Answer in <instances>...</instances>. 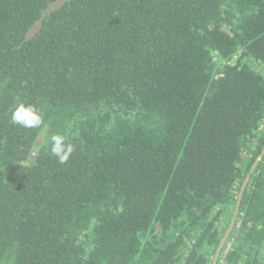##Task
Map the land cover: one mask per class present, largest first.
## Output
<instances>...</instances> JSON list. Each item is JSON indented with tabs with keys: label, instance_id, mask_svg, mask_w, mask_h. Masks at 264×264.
<instances>
[{
	"label": "trees",
	"instance_id": "trees-1",
	"mask_svg": "<svg viewBox=\"0 0 264 264\" xmlns=\"http://www.w3.org/2000/svg\"><path fill=\"white\" fill-rule=\"evenodd\" d=\"M53 1L0 0V264H211L255 162L221 254L264 264V0H65L31 31Z\"/></svg>",
	"mask_w": 264,
	"mask_h": 264
},
{
	"label": "clouds",
	"instance_id": "clouds-1",
	"mask_svg": "<svg viewBox=\"0 0 264 264\" xmlns=\"http://www.w3.org/2000/svg\"><path fill=\"white\" fill-rule=\"evenodd\" d=\"M11 123L25 129H39V135L42 138L49 133L42 111L32 104L16 102L14 110L11 112ZM50 139L51 154L57 158L60 164H66L74 152L75 146L66 142L65 136L61 134H52ZM35 151H37V148L33 149V153Z\"/></svg>",
	"mask_w": 264,
	"mask_h": 264
},
{
	"label": "water",
	"instance_id": "water-1",
	"mask_svg": "<svg viewBox=\"0 0 264 264\" xmlns=\"http://www.w3.org/2000/svg\"><path fill=\"white\" fill-rule=\"evenodd\" d=\"M65 0H55L53 2H51L46 8L45 10L42 12V15L41 17L38 19V21L34 24V26L32 27L31 31H36L40 28V24H41V20L44 16H46L47 14H49L50 12H52L54 9L58 8ZM43 143V140H42V137L39 138L36 143L34 144V146L32 147L31 149V154L30 156H34L39 147L41 146V144ZM38 146V147H37ZM34 148H37V151H35V153H33V149ZM262 153H264V147L262 149ZM259 159V157L257 158V160ZM256 165V162L253 164V166L250 168L249 172L246 174L243 182H242V185L240 187V190H239V193L237 195V200L235 202V205H234V209H233V213H232V216L230 218V222L224 232V234L222 235L220 241H219V244L218 246L216 247L215 249V253H214V256L211 260V264H216L219 256L221 255V250L224 246V243L225 241L227 240V237L229 236L230 234V231L232 230L233 226L235 225L236 223V220H237V216H238V212H239V205H240V201H241V196H242V192L244 190V188L246 187L247 183H248V180L250 178V174L251 172L253 171L254 167Z\"/></svg>",
	"mask_w": 264,
	"mask_h": 264
},
{
	"label": "built area",
	"instance_id": "built-area-1",
	"mask_svg": "<svg viewBox=\"0 0 264 264\" xmlns=\"http://www.w3.org/2000/svg\"><path fill=\"white\" fill-rule=\"evenodd\" d=\"M222 256H223L222 254L219 256L216 264H222L223 263Z\"/></svg>",
	"mask_w": 264,
	"mask_h": 264
}]
</instances>
